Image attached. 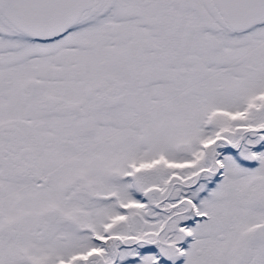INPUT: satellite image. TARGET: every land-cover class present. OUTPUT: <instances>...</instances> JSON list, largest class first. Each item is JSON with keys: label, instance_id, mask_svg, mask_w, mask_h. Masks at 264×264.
Masks as SVG:
<instances>
[{"label": "snow or ice", "instance_id": "obj_1", "mask_svg": "<svg viewBox=\"0 0 264 264\" xmlns=\"http://www.w3.org/2000/svg\"><path fill=\"white\" fill-rule=\"evenodd\" d=\"M0 264H264V0H0Z\"/></svg>", "mask_w": 264, "mask_h": 264}]
</instances>
